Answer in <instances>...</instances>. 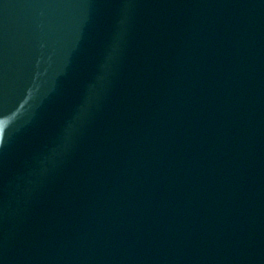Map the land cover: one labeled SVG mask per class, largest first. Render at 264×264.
Instances as JSON below:
<instances>
[{
  "label": "water",
  "instance_id": "95a60500",
  "mask_svg": "<svg viewBox=\"0 0 264 264\" xmlns=\"http://www.w3.org/2000/svg\"><path fill=\"white\" fill-rule=\"evenodd\" d=\"M158 0H0V264H159Z\"/></svg>",
  "mask_w": 264,
  "mask_h": 264
}]
</instances>
